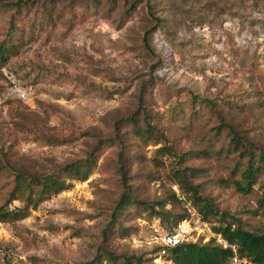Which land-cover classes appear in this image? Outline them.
Returning <instances> with one entry per match:
<instances>
[{
	"label": "rangeland",
	"instance_id": "374dc122",
	"mask_svg": "<svg viewBox=\"0 0 264 264\" xmlns=\"http://www.w3.org/2000/svg\"><path fill=\"white\" fill-rule=\"evenodd\" d=\"M0 2L8 5L0 7V41L12 30L13 15L21 30L15 39H26L17 56L0 62V166L13 172L4 175L0 208L25 207L10 199L18 173L56 178L91 155H99L101 167L85 182L68 181V189L25 219L1 223L0 264H109L107 253L166 264L156 252L160 246L145 244L154 230L168 232L159 219L136 218L135 208L122 227L137 232L120 237L113 209L130 192L152 203L175 194L192 210L184 243L223 245L216 223L203 220L175 176L187 167L200 169L191 180L207 182L222 211L264 229L263 217L243 214L257 209L253 195L229 181L217 187L234 165L224 125L264 151V0ZM194 101V117L171 112ZM145 112L164 144L139 139L142 130L134 125ZM205 119L225 131L216 135L201 125ZM164 145L163 167H157ZM125 153L126 179L117 169Z\"/></svg>",
	"mask_w": 264,
	"mask_h": 264
},
{
	"label": "trees",
	"instance_id": "16d2710c",
	"mask_svg": "<svg viewBox=\"0 0 264 264\" xmlns=\"http://www.w3.org/2000/svg\"><path fill=\"white\" fill-rule=\"evenodd\" d=\"M8 5L0 2V7L7 10ZM13 25L11 31L8 32L0 41V62L2 65L6 64L12 57L17 56L20 50L25 46V38L21 41L16 40L15 36H19L21 30L17 29L18 18L12 16ZM0 75L1 70H0ZM195 101L191 105H181L180 107L172 109L175 116H196L199 114L195 107ZM172 115V114H171ZM173 116V115H172ZM173 118V117H172ZM177 117L174 122L177 121ZM210 120V119H209ZM173 122V123H174ZM192 125L193 122H188ZM203 127L210 126V130L216 135H221L222 125H213L212 122L201 124ZM227 126L226 133L229 143L226 149V154L230 155L233 160V167L229 173V179H221V185L218 188H223L225 183L229 181V185L234 186L238 192L244 194H251L254 196L257 209L255 211H245V216L264 218V151L258 148L254 143L246 142L234 127ZM186 128V125L183 124ZM134 128L142 133H138L139 139L144 142L146 146H158L164 144L162 138L163 133L155 129L157 128L153 122V117H150L148 112L144 114V121L141 124H135ZM166 145L157 149L156 157L154 159L159 161L157 167H163V157L166 154ZM199 153H192L196 160L199 158ZM155 155V156H156ZM129 153L122 154L120 161L117 163V169L121 172L122 177L126 179L124 164L128 159ZM160 158V159H159ZM183 156L180 161L183 162ZM99 155L89 156L86 160L80 163H74L66 167L62 174L56 178L42 179L37 177L26 176L23 174L14 175L11 185L13 189L10 194L11 201H20L25 205L23 209L10 210L8 206L0 208V224L1 223H16L27 217L28 211L33 208L36 209L39 204L54 195H57L69 188L68 181L77 180L79 182L87 181L90 176L99 170ZM203 170V169H202ZM104 171V170H103ZM200 169L196 167L186 168L182 172L177 171L175 174L179 183L185 184V187L191 192L194 206L203 220L214 221L216 227L215 233L228 243L230 247L218 244L215 240L209 242L199 241L197 243H182L175 248H169L165 252V261L172 264H230L232 259L237 255L239 259H248L254 264H264V229L255 228L250 229L247 224V219H239L235 215H229L222 211L215 197L207 194L206 184H195L191 180ZM5 166H0V189L3 188V182L7 184V179H4L5 174H11ZM217 182V181H216ZM257 188V191L255 190ZM180 199L174 194L170 197L160 198L155 203L140 202L134 199L130 193H125L120 201L117 202L113 209L115 223L121 222L120 237L127 239L137 231L132 228L122 227V222L133 218L134 209L136 208V218L143 217L148 213L149 220L157 218L160 220L161 227L168 232H174L179 224L190 218V213L187 208L181 207ZM232 247L235 248L236 254ZM159 250H156L158 252ZM109 264H156L155 259L145 260L137 257H117L112 254H105Z\"/></svg>",
	"mask_w": 264,
	"mask_h": 264
},
{
	"label": "built area",
	"instance_id": "2783aa9c",
	"mask_svg": "<svg viewBox=\"0 0 264 264\" xmlns=\"http://www.w3.org/2000/svg\"><path fill=\"white\" fill-rule=\"evenodd\" d=\"M16 95L22 99L26 100L29 97V94L26 90L17 88L15 91ZM190 215L192 214V210L187 207ZM188 220L182 222L181 224L178 225V227L174 230V232H166V233H161L159 232L158 229L154 230L155 236L151 237L149 241H146L145 244L147 246L155 247V246H160L159 251L164 255L166 250L169 248H175L182 243H184V238L186 237L187 231L185 230V224L187 223ZM224 247H230L227 242L222 243ZM236 254V250L234 247H232ZM163 255L160 257L162 258ZM166 264H172L170 262H167ZM232 264H254L248 259H239L237 255L232 259Z\"/></svg>",
	"mask_w": 264,
	"mask_h": 264
}]
</instances>
